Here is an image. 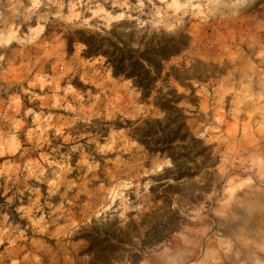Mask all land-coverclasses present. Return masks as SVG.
Wrapping results in <instances>:
<instances>
[{
    "label": "rangeland",
    "instance_id": "rangeland-1",
    "mask_svg": "<svg viewBox=\"0 0 264 264\" xmlns=\"http://www.w3.org/2000/svg\"><path fill=\"white\" fill-rule=\"evenodd\" d=\"M258 1L0 0V193L7 204L0 211V264H86L87 243L76 237L93 220L124 226L154 212L161 222L158 176L170 161L130 137L140 121L162 116L152 104L155 93L143 101L103 58H85L80 45L67 53L72 31L105 34L126 20L138 37L190 38L167 70L196 62L224 70L191 83L195 106L180 104L192 134L218 160L212 178L179 184L180 201L169 204L173 230L137 264H264ZM204 182L210 188L196 200ZM14 201L19 205L10 208Z\"/></svg>",
    "mask_w": 264,
    "mask_h": 264
},
{
    "label": "trees",
    "instance_id": "trees-1",
    "mask_svg": "<svg viewBox=\"0 0 264 264\" xmlns=\"http://www.w3.org/2000/svg\"><path fill=\"white\" fill-rule=\"evenodd\" d=\"M258 6L264 8V0H259ZM138 34L139 31L126 20L114 24L105 34L77 29L66 36L68 54L73 53L75 44L80 45L85 58H103L113 77L130 81L140 92L143 101H148L155 93L152 104L162 116L140 121L131 128L130 137L149 154L164 156L170 161V167L161 170L158 176L162 183L161 196H157L162 202L161 222L154 212L145 214L139 223L130 220L124 226L116 219L93 220L88 229L76 237L87 243L82 252V255L89 257L86 264L140 262L145 251L165 242L164 234L173 230V214H170L169 204L180 201L179 184L201 176L212 178L211 170L218 164L212 147L192 134L185 110L180 104L186 101L195 106L197 97L191 83L206 82L216 75H222L224 70L203 62L189 67L171 65L167 70L165 63L186 51L190 38L179 35L162 41L161 34H142L140 37ZM135 41L136 47L133 46ZM171 81L188 92V96L180 95L171 88L167 84ZM159 82L166 85L158 87ZM127 123L128 127L133 125L130 121ZM115 129L121 128L117 126ZM209 188V184L204 182L196 200ZM5 201L6 197L0 193V211L7 205ZM18 205L14 201L10 208ZM14 216L16 214H10L12 220H15Z\"/></svg>",
    "mask_w": 264,
    "mask_h": 264
}]
</instances>
